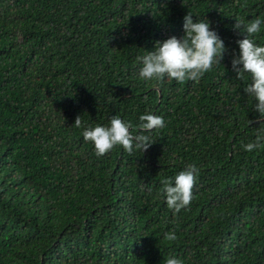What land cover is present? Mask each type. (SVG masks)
<instances>
[{
    "label": "trees",
    "instance_id": "1",
    "mask_svg": "<svg viewBox=\"0 0 264 264\" xmlns=\"http://www.w3.org/2000/svg\"><path fill=\"white\" fill-rule=\"evenodd\" d=\"M189 11L222 63L198 84L141 79L139 58L183 36ZM237 17L264 20V0H0V264H264V142L242 146L264 119L231 67ZM147 113L165 126L145 152L98 157L83 138ZM189 164L193 199L174 213L161 181Z\"/></svg>",
    "mask_w": 264,
    "mask_h": 264
},
{
    "label": "clouds",
    "instance_id": "2",
    "mask_svg": "<svg viewBox=\"0 0 264 264\" xmlns=\"http://www.w3.org/2000/svg\"><path fill=\"white\" fill-rule=\"evenodd\" d=\"M184 35H172L164 41H157L155 50L148 51L140 57L142 67L139 76L143 80H156L160 82L167 77L183 83L191 80L199 83L203 75L219 65L224 59L226 46L215 29L210 27L208 20L193 22V14L189 11L183 17ZM264 20L259 17L245 22L243 18H236L235 29L242 31L243 38L237 40L239 53L233 54L231 60L232 70L238 79H245V73L251 75L243 92L256 100L254 110L264 119V45L257 44L254 37L261 31ZM138 128L131 121H125L118 115L111 117L107 126L96 125L85 127L83 138L94 144L96 155L103 156L115 146L120 145L131 155L135 150L145 152L154 142L145 132L160 129L165 126L162 116L152 113L142 114ZM251 122V121H250ZM74 125L82 127L80 115L75 118ZM264 142V129L258 130L253 142L242 145L246 151H252ZM200 169L195 164H189L174 178L163 179L162 195L165 197L167 207L174 213L190 205L193 199V187L199 176ZM174 231L166 233L165 239L176 240ZM164 264H183L175 256L166 258Z\"/></svg>",
    "mask_w": 264,
    "mask_h": 264
}]
</instances>
